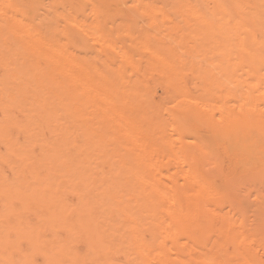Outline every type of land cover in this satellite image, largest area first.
<instances>
[{"label": "bare ground", "instance_id": "obj_1", "mask_svg": "<svg viewBox=\"0 0 264 264\" xmlns=\"http://www.w3.org/2000/svg\"><path fill=\"white\" fill-rule=\"evenodd\" d=\"M0 264H264V0H0Z\"/></svg>", "mask_w": 264, "mask_h": 264}]
</instances>
